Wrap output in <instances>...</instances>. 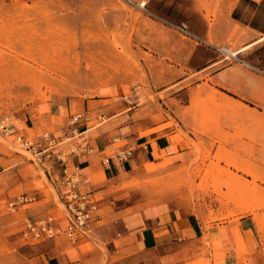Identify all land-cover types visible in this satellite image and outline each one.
Returning a JSON list of instances; mask_svg holds the SVG:
<instances>
[{
	"label": "rangeland",
	"instance_id": "rangeland-1",
	"mask_svg": "<svg viewBox=\"0 0 264 264\" xmlns=\"http://www.w3.org/2000/svg\"><path fill=\"white\" fill-rule=\"evenodd\" d=\"M226 2L0 0V117L13 115L21 133L41 147L50 138L63 140L58 145L69 144L66 154L116 113L125 114L128 123L163 122L162 112L187 102L180 81L206 53L219 65L247 62L242 53L235 59L176 28L187 23L181 15H224L223 8L230 6ZM242 3L228 15H261L253 23L264 29V0ZM173 93L176 99H170ZM222 108L221 117L204 108L200 133L210 139L207 144H195L175 157L162 153L156 162L128 173L120 185L127 193L110 199L100 215L134 200L143 206L157 203L158 208L187 206L207 221L264 208V195L257 190L263 191L264 184V131L248 129L253 118L246 111L236 108L237 116L229 117ZM78 113L82 117L73 122ZM253 122L263 124L264 115ZM172 124L163 122L159 128ZM87 128L89 132L80 133ZM177 138L181 136L171 140ZM45 157L52 159L48 152L32 153L0 133V264H49L51 241H29L20 232L27 217L54 214L64 219L55 188L60 165L44 164ZM18 194L35 198L10 209ZM120 246L119 240L106 241L97 231L81 244L84 256L65 264H125L116 260Z\"/></svg>",
	"mask_w": 264,
	"mask_h": 264
},
{
	"label": "crops",
	"instance_id": "crops-1",
	"mask_svg": "<svg viewBox=\"0 0 264 264\" xmlns=\"http://www.w3.org/2000/svg\"><path fill=\"white\" fill-rule=\"evenodd\" d=\"M226 1L230 6L223 8L224 15L181 16L203 39L205 44L201 46L238 50L237 54L242 53L247 62L219 65L220 60L206 53L204 61L180 81L184 83L187 102L181 104L180 109L173 104L169 107L171 112H162L163 122L172 121L171 126L159 128L163 122L155 123L152 118L128 123L125 114L116 113L109 116V122L94 134L90 132L87 138L82 137L85 142L77 143L76 151L71 149L65 153L69 162L81 169V189L97 199L101 208L107 209L109 200L114 197H124L127 189L120 185L125 176L147 163L156 162V156L163 153L166 157H175L188 152L195 144H207L210 139L200 133L204 126V108L214 117H221L222 107H226L225 115L229 117L237 116L236 108L246 111L253 119L264 115V74L257 70H264V29L253 23L261 15H228L242 7L243 0ZM250 1L260 3L262 0ZM258 9H254V14ZM176 97L173 93L170 99ZM135 116L136 112L133 113ZM253 119L248 129L264 131V122L257 125ZM89 129L80 133H87ZM177 134L181 138L171 140ZM50 139L45 141L46 145ZM59 142L64 141L57 142L55 152L68 150L69 144L59 147ZM54 151L50 161L45 157L44 164L58 169ZM52 162L55 165L52 166ZM262 185L263 191L258 187L257 190L264 195ZM55 188L64 200L56 179ZM141 203V200L131 204L125 202L113 212L108 210L106 215L97 216L91 231L76 244L62 232L47 239L51 241L49 264H65L83 257L85 252L80 248L81 244L92 240L97 231L106 241L121 242L115 250L116 260L125 264H264V208L207 221L187 206L158 208L157 203L149 206ZM59 224L65 226V216L63 220L59 218Z\"/></svg>",
	"mask_w": 264,
	"mask_h": 264
},
{
	"label": "built area",
	"instance_id": "built-area-1",
	"mask_svg": "<svg viewBox=\"0 0 264 264\" xmlns=\"http://www.w3.org/2000/svg\"><path fill=\"white\" fill-rule=\"evenodd\" d=\"M140 7L145 8V4H141ZM176 28L185 36L196 38L203 42V39L199 36L198 39L197 35L186 23L182 22L177 24ZM217 49L220 51L224 50V48L219 47ZM231 56L235 59L237 58L236 55ZM239 62L243 61L240 60ZM257 70L264 74L263 69L257 68ZM81 117L82 115L80 113L75 114L73 116V122L80 120ZM0 133L5 136H13L22 148L32 153L41 154L48 152L51 155L57 145L56 138L50 139L45 147H41L38 142L26 137L19 129L17 118L11 114L0 117ZM54 153L61 169V173L56 177V181L62 191L64 199L66 224L64 227H61L59 218L54 214H48L38 218L28 217L23 220L20 232L22 237L29 241L53 239L62 232L71 243L76 244L81 237L91 231L92 222L100 215L101 206L98 200L89 192L81 189L82 172L80 167L70 163L65 157L64 152L54 151ZM34 198L32 195L18 194L9 203V208L14 210L18 206L33 201Z\"/></svg>",
	"mask_w": 264,
	"mask_h": 264
},
{
	"label": "bare ground",
	"instance_id": "bare-ground-1",
	"mask_svg": "<svg viewBox=\"0 0 264 264\" xmlns=\"http://www.w3.org/2000/svg\"><path fill=\"white\" fill-rule=\"evenodd\" d=\"M145 4V3H143ZM225 50V49H224ZM238 51V50H237ZM237 51H228V50H225V52H228L230 55H237ZM161 165V164H160Z\"/></svg>",
	"mask_w": 264,
	"mask_h": 264
}]
</instances>
